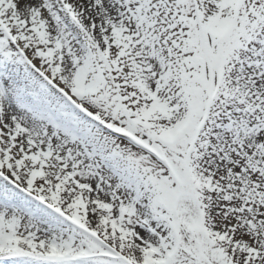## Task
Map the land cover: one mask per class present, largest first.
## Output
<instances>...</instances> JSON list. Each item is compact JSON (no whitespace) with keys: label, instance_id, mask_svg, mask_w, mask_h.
<instances>
[{"label":"snow or ice","instance_id":"obj_1","mask_svg":"<svg viewBox=\"0 0 264 264\" xmlns=\"http://www.w3.org/2000/svg\"><path fill=\"white\" fill-rule=\"evenodd\" d=\"M0 264H264V0H0Z\"/></svg>","mask_w":264,"mask_h":264},{"label":"bare ground","instance_id":"obj_2","mask_svg":"<svg viewBox=\"0 0 264 264\" xmlns=\"http://www.w3.org/2000/svg\"><path fill=\"white\" fill-rule=\"evenodd\" d=\"M23 0H20V3L22 4Z\"/></svg>","mask_w":264,"mask_h":264}]
</instances>
